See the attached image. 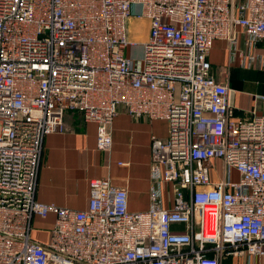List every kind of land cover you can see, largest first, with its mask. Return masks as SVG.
Here are the masks:
<instances>
[{
    "label": "built area",
    "instance_id": "built-area-1",
    "mask_svg": "<svg viewBox=\"0 0 264 264\" xmlns=\"http://www.w3.org/2000/svg\"><path fill=\"white\" fill-rule=\"evenodd\" d=\"M130 17L148 20L145 42L127 41ZM215 40L264 70V0H0V264L264 257V117L234 116L208 61ZM119 107L167 123L166 140L151 137L149 210L129 212L108 178L89 180L86 211L38 203L44 137L79 113L108 152ZM49 215V242L32 241Z\"/></svg>",
    "mask_w": 264,
    "mask_h": 264
},
{
    "label": "crops",
    "instance_id": "crops-1",
    "mask_svg": "<svg viewBox=\"0 0 264 264\" xmlns=\"http://www.w3.org/2000/svg\"><path fill=\"white\" fill-rule=\"evenodd\" d=\"M136 22L144 30L141 42H145L149 22L146 19ZM258 52H264V49L259 48ZM208 61L216 82L232 90L234 116L238 119L264 117V101L256 98L264 96V70L241 68L237 61L230 63L226 43L219 40L213 42ZM151 137L166 140L167 123L147 118L132 119L119 107L111 126V148L108 152L100 151L96 147V125L85 122L79 113H66L63 131L44 137L35 200L58 208L86 211L89 180L108 178L113 186L127 191L129 212L148 211ZM233 177L236 179L237 175L233 174ZM211 179L218 180V174L212 172ZM167 208L165 202L164 209ZM54 220L53 215L46 219L34 217L31 240L47 244ZM222 264H264V257H228Z\"/></svg>",
    "mask_w": 264,
    "mask_h": 264
},
{
    "label": "rangeland",
    "instance_id": "rangeland-1",
    "mask_svg": "<svg viewBox=\"0 0 264 264\" xmlns=\"http://www.w3.org/2000/svg\"><path fill=\"white\" fill-rule=\"evenodd\" d=\"M137 19L130 17L127 20L126 23V34H127V41L129 43H142L143 41V35H144V30L142 26H140L137 22ZM131 56H139L140 55V50L139 49H133V50H128L127 55Z\"/></svg>",
    "mask_w": 264,
    "mask_h": 264
}]
</instances>
